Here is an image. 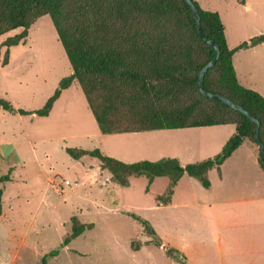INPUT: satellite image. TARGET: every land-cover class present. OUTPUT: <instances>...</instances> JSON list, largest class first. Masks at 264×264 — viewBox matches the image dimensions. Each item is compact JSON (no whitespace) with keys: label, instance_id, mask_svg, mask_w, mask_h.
Returning a JSON list of instances; mask_svg holds the SVG:
<instances>
[{"label":"rangeland","instance_id":"obj_1","mask_svg":"<svg viewBox=\"0 0 264 264\" xmlns=\"http://www.w3.org/2000/svg\"><path fill=\"white\" fill-rule=\"evenodd\" d=\"M239 5L232 3L229 9H235L237 21L249 27L251 18ZM23 33L17 29L0 36V45H5L0 52V99L16 109L34 111L44 106L72 69L49 16L33 23L24 39ZM251 34L257 33L248 31L242 38ZM263 75L264 70L254 79ZM218 129L104 135L77 82L63 91L49 117L22 116L0 108V178L7 175L10 179L0 184L4 190L0 264H42L53 251L58 255L48 257L47 264H181L180 257L168 256L171 248H183L188 264H227L233 248H229L226 207L220 212L222 218L209 207L159 209V197L167 194L170 185L167 177L150 183L145 176H132L129 185L122 186L99 160L88 156L74 160L65 152L67 147L101 148L127 164L184 155L180 160L185 165L222 152L223 138L235 129L225 128L222 139L216 136ZM236 155L251 162L256 147L245 142ZM231 170V166L223 170L225 188L236 182ZM221 175L222 170L210 172L211 184L218 187ZM242 183L239 188L244 189ZM182 192L189 193L192 201L210 195L187 174L177 188V193ZM73 217L93 229L65 247ZM137 219L147 221L157 237H150ZM184 238L188 246L180 241ZM191 246L197 252L192 253Z\"/></svg>","mask_w":264,"mask_h":264},{"label":"trees","instance_id":"obj_2","mask_svg":"<svg viewBox=\"0 0 264 264\" xmlns=\"http://www.w3.org/2000/svg\"><path fill=\"white\" fill-rule=\"evenodd\" d=\"M192 1L205 38L220 48L217 62L203 77L204 89L252 114L260 123L259 136L264 144V97L240 84L233 65L236 52L264 44V35L231 49L220 15ZM45 16L52 20L72 74L60 81L38 110L16 109L4 99H0L1 109L22 116L48 117L62 92L77 82L104 135L235 126V134L220 154L185 167L176 158L127 164L107 156L101 148L65 149L74 160L87 156L99 160L112 180L122 186H128L132 176H145L150 183L167 177L170 185L167 194L159 197L162 202L170 200L184 174L210 188L208 173L219 168L245 141L259 148L258 163L264 171V153L254 136L256 124L230 106L203 96L198 89L199 73L216 52L199 38L196 20L185 0H0V36L23 29L24 39L32 24ZM4 46L0 45V52ZM8 181L7 175L0 178V184ZM3 192L0 186V212ZM141 222L150 237H157L147 221ZM71 227L64 246L93 229L76 217L71 219ZM167 254L188 264L177 249L171 248ZM57 255L58 251L51 252L42 264Z\"/></svg>","mask_w":264,"mask_h":264},{"label":"crops","instance_id":"obj_3","mask_svg":"<svg viewBox=\"0 0 264 264\" xmlns=\"http://www.w3.org/2000/svg\"><path fill=\"white\" fill-rule=\"evenodd\" d=\"M194 1H196L204 10L215 12L220 15L225 28L227 44L231 49H234L243 42L256 37V35H264V0ZM238 2H241V5H239ZM232 3L241 6L244 9V14H247L251 18L250 20L252 23L249 27L243 25L241 21H237V16L239 18V14L235 9H229L230 4ZM232 20H234V22H232ZM253 30L257 33L256 35L251 34L247 36V38H242L244 33ZM233 65L240 84L248 89L258 92L264 97V75L261 79H254L256 75L261 76L263 74L264 44L236 52L233 57ZM228 126L233 125L214 126L219 128L217 130L219 131V134H216V136L220 137L219 139L223 138V135L225 134L223 132L227 131L225 128ZM233 127L235 129V126ZM191 129L199 130V128H188L186 130ZM234 132H236V129ZM234 132L229 131L226 138H223L225 144L235 134ZM245 142H249L256 147V156L251 162H248L243 156L240 157L236 155ZM245 142L219 168L216 167L210 171L212 172L215 169L218 171L222 170V175L218 187L211 184L210 188H205L210 192L207 199L192 201L189 193H177V188L181 180L184 178V176H182L176 187L173 189V194L170 200L168 202L158 201L159 203L157 204V207L169 211L209 207L210 209L213 208V213H217V217L220 218H222V214L220 213L222 212V208L226 207L227 220H225V223L227 225L228 235L230 236L228 239L229 248H233L232 254L230 250L228 251L227 264H264V171L258 163L259 148L250 141ZM183 156L184 155L180 156V158ZM180 158L178 160L183 167L188 165H184ZM193 163L197 162H192L190 164ZM248 164L250 165L247 166ZM230 166L233 169L231 170L232 176H236V182L232 179L231 183H235H232V185L225 188L223 184V170ZM210 172L208 173V178ZM241 183L245 187L244 189L239 188ZM184 239L185 240L180 239V241L188 246V240L186 238ZM192 241L196 242L195 239H192ZM239 243H241V246H236ZM191 249L192 253L197 252L193 247ZM179 252L183 253L184 249L182 248V251ZM185 252L188 253V250L186 249ZM193 257L195 260L198 259L197 256ZM193 259L191 257V262H193Z\"/></svg>","mask_w":264,"mask_h":264},{"label":"water","instance_id":"obj_4","mask_svg":"<svg viewBox=\"0 0 264 264\" xmlns=\"http://www.w3.org/2000/svg\"><path fill=\"white\" fill-rule=\"evenodd\" d=\"M185 1L189 5V7H190V9H191V11H192V13L194 15V18L196 20L197 33H198L199 38L204 43H206L209 46H211L215 50V52H216L215 57L207 65H205L202 68V70L200 71V73H199V78H198V89H199V91L201 92V94L203 96L208 97V98H211V99H214L216 101H219L221 103H224V104L230 106L233 110L242 113L250 121H252L253 123H255L256 124V128H255V131H254V136H255V139H256L259 147L262 149V151L264 153V144L262 143V141L260 139V136H259V128H260L259 121L252 114H250L248 111H246L242 106L233 103L232 101H230L229 99H227L224 96H221V95H218V94H215V93H210V92H208V91H206L204 89V86H203V77L215 65V63L217 62V60H218V58L220 56V48H219V46L214 41H212L211 39L205 38V36L203 34V29H202V26H201V17L199 15V12H198L196 6L194 5L193 1L192 0H185Z\"/></svg>","mask_w":264,"mask_h":264},{"label":"built area","instance_id":"obj_5","mask_svg":"<svg viewBox=\"0 0 264 264\" xmlns=\"http://www.w3.org/2000/svg\"><path fill=\"white\" fill-rule=\"evenodd\" d=\"M67 185H69L70 183L69 182H66Z\"/></svg>","mask_w":264,"mask_h":264}]
</instances>
